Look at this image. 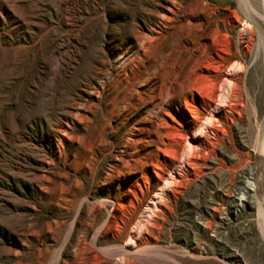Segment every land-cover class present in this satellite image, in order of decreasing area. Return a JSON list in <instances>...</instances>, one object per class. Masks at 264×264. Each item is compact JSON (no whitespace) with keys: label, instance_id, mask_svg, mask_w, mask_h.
I'll list each match as a JSON object with an SVG mask.
<instances>
[{"label":"rangeland","instance_id":"obj_1","mask_svg":"<svg viewBox=\"0 0 264 264\" xmlns=\"http://www.w3.org/2000/svg\"><path fill=\"white\" fill-rule=\"evenodd\" d=\"M252 5L0 0V264H264Z\"/></svg>","mask_w":264,"mask_h":264},{"label":"bare ground","instance_id":"obj_2","mask_svg":"<svg viewBox=\"0 0 264 264\" xmlns=\"http://www.w3.org/2000/svg\"><path fill=\"white\" fill-rule=\"evenodd\" d=\"M253 1L254 0H239V6H240V10H241L242 14L252 21L255 20V17H257V15H259L257 10L252 5ZM256 23H257V21H256ZM196 25H197L196 23H193V26H196ZM208 32H209V30L202 28L198 33H196L194 41H197L199 37L207 38Z\"/></svg>","mask_w":264,"mask_h":264}]
</instances>
